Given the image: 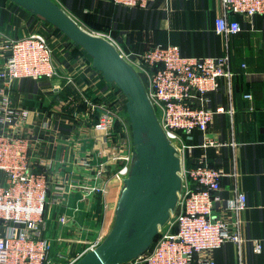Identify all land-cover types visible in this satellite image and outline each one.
Returning <instances> with one entry per match:
<instances>
[{
  "label": "crops",
  "instance_id": "obj_1",
  "mask_svg": "<svg viewBox=\"0 0 264 264\" xmlns=\"http://www.w3.org/2000/svg\"><path fill=\"white\" fill-rule=\"evenodd\" d=\"M53 1L79 24L112 37L127 53L175 44L191 57L229 55L232 95L222 84L207 104L212 109L234 107L233 121L228 114H218L208 131L223 145L203 147L205 135L199 130L187 140L195 146V157L207 155L210 163L237 173L224 177L220 204L232 200L236 189L248 199L242 213L241 249L227 242L214 251L215 264H264V245L261 252L255 251L256 241L264 238V16L236 15L241 30L227 36L216 31V21L223 14L221 0H157L145 8H128L113 0ZM34 32L47 36L58 73L53 78L16 81L12 103L30 109L24 124L28 153L35 171H47L50 184L44 235L53 243L52 264H66L99 238L103 243L111 236L129 177L116 173L126 163L121 157L135 153L136 144L128 96L93 66L85 48L28 6L0 0V41ZM6 56L0 49V67ZM248 93L251 99L245 97ZM86 99L97 105L95 110ZM102 104L121 115L122 121L110 134L97 125ZM102 164L105 173L100 181L108 185L107 195L84 196L82 187L97 182ZM61 216L66 217L64 222Z\"/></svg>",
  "mask_w": 264,
  "mask_h": 264
},
{
  "label": "built area",
  "instance_id": "obj_2",
  "mask_svg": "<svg viewBox=\"0 0 264 264\" xmlns=\"http://www.w3.org/2000/svg\"><path fill=\"white\" fill-rule=\"evenodd\" d=\"M113 1L128 8H145L157 0ZM221 1L223 14L216 21L218 33L228 36L239 32L241 25L236 15L264 16V0ZM105 37L142 79L160 125L181 161L182 187L175 209L160 226L153 247L126 264H215L214 251L227 242L241 249L244 242L242 213L248 199L244 192L236 189L232 200L220 204L224 177H236L237 173L210 163L207 155L195 157V146L187 139L199 130L205 135L203 147L223 145L208 136V131L218 114H228L233 121L234 107L230 104L212 109L207 104L222 84L232 95L234 72L229 65L230 57L228 54L191 57L184 55L175 44L151 45L139 53H127L112 37ZM0 49L7 53L0 67V264H52L53 243L44 235L49 179L47 171H35L28 153L30 141L24 134V124L31 112L29 108L13 105L12 89L20 79L55 77L58 72L54 49L47 36L39 32L1 40ZM245 97L253 96L248 93ZM86 101L92 110L96 109V104ZM99 107L97 125L110 134L116 123L122 121L120 112L107 104ZM134 154L121 157L126 163L116 176L129 175ZM104 173L102 164L97 170V182L82 187L84 196L107 195L108 185L100 181ZM65 220L66 217L61 216V221ZM101 240L91 243L66 264H75L87 251L99 246ZM263 245L264 238L256 241L255 251L261 252Z\"/></svg>",
  "mask_w": 264,
  "mask_h": 264
},
{
  "label": "water",
  "instance_id": "obj_3",
  "mask_svg": "<svg viewBox=\"0 0 264 264\" xmlns=\"http://www.w3.org/2000/svg\"><path fill=\"white\" fill-rule=\"evenodd\" d=\"M65 32L93 58V66L129 98L136 144L111 236L75 264H121L147 251L171 216L182 187L180 158L162 129L145 85L116 47L69 16L53 0H17Z\"/></svg>",
  "mask_w": 264,
  "mask_h": 264
},
{
  "label": "trees",
  "instance_id": "obj_4",
  "mask_svg": "<svg viewBox=\"0 0 264 264\" xmlns=\"http://www.w3.org/2000/svg\"><path fill=\"white\" fill-rule=\"evenodd\" d=\"M94 28H95V29H101V27H99L98 25H95ZM157 238H158V235L156 236L155 240H157Z\"/></svg>",
  "mask_w": 264,
  "mask_h": 264
},
{
  "label": "bare ground",
  "instance_id": "obj_5",
  "mask_svg": "<svg viewBox=\"0 0 264 264\" xmlns=\"http://www.w3.org/2000/svg\"><path fill=\"white\" fill-rule=\"evenodd\" d=\"M93 33H95V34H99V35H101V36H103L104 37V35H102V34H100V33H97V32H94V31H92ZM173 211V210H172ZM171 211V212H172Z\"/></svg>",
  "mask_w": 264,
  "mask_h": 264
},
{
  "label": "rangeland",
  "instance_id": "obj_6",
  "mask_svg": "<svg viewBox=\"0 0 264 264\" xmlns=\"http://www.w3.org/2000/svg\"><path fill=\"white\" fill-rule=\"evenodd\" d=\"M134 158H135V154H134V157L132 158V161L134 160ZM174 215H175V213H174Z\"/></svg>",
  "mask_w": 264,
  "mask_h": 264
}]
</instances>
